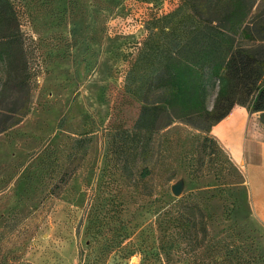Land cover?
I'll return each mask as SVG.
<instances>
[{"label":"rangeland","instance_id":"obj_1","mask_svg":"<svg viewBox=\"0 0 264 264\" xmlns=\"http://www.w3.org/2000/svg\"><path fill=\"white\" fill-rule=\"evenodd\" d=\"M11 1L35 76L30 111L0 133V264H116L117 253L87 246L88 227L103 232L115 195L125 242L136 248L124 264H215L236 248L245 259L253 250L264 256V226L217 139L204 142L201 131L176 120L154 135L146 178L113 170L122 159L118 133L133 126L141 105L121 80L134 46L119 29L134 0ZM113 19L122 20L109 35ZM248 44L264 49V42ZM209 86L211 106L216 86ZM22 95L3 105L19 104ZM84 135L91 138L86 155H71ZM179 180L183 192L174 196ZM195 205L205 223L183 235L178 218Z\"/></svg>","mask_w":264,"mask_h":264},{"label":"trees","instance_id":"obj_2","mask_svg":"<svg viewBox=\"0 0 264 264\" xmlns=\"http://www.w3.org/2000/svg\"><path fill=\"white\" fill-rule=\"evenodd\" d=\"M134 2L137 8L123 22L127 25L128 19H135L142 28L137 34L127 32L134 47L121 80L125 93L141 105L133 126L118 133L124 141L118 153L122 159L112 165L113 170L124 178L135 173L138 179L146 178L154 135L176 120L201 131L204 142L217 144L216 138L209 135L211 127L235 105L244 106L248 113H259L264 124V49L248 44L264 42V0H259L255 11L253 0ZM113 20L115 25L108 26L109 35L122 19ZM22 35L13 2L0 0V133L30 111L35 72L29 65ZM209 85L216 86L211 106L207 99ZM19 92L23 93L21 102L15 100L6 108L3 104L9 102L8 96ZM90 141L86 135L75 139V154L71 155L85 156ZM112 200L113 211L103 232H96L93 224L88 227L92 239L87 246L93 253H117L115 263L124 264L136 248L133 242H125L127 233L119 215L122 203L116 195ZM181 202L179 198L177 203ZM187 212L190 216L181 214L178 218L186 236L198 223H205V214L198 205ZM230 253L236 254L235 264H261L264 260L256 250L247 253L245 259L236 248L216 259L215 264H233Z\"/></svg>","mask_w":264,"mask_h":264},{"label":"crops","instance_id":"obj_3","mask_svg":"<svg viewBox=\"0 0 264 264\" xmlns=\"http://www.w3.org/2000/svg\"><path fill=\"white\" fill-rule=\"evenodd\" d=\"M259 113L235 105L211 128L241 170L251 215L264 226V124Z\"/></svg>","mask_w":264,"mask_h":264},{"label":"built area","instance_id":"obj_4","mask_svg":"<svg viewBox=\"0 0 264 264\" xmlns=\"http://www.w3.org/2000/svg\"><path fill=\"white\" fill-rule=\"evenodd\" d=\"M127 25L125 27V29H122L121 30L124 32L126 30H128L129 32L128 33H135L137 34V32H139L142 28V23L139 22V21H135V19H128L127 20ZM113 25H115V23H113Z\"/></svg>","mask_w":264,"mask_h":264},{"label":"water","instance_id":"obj_5","mask_svg":"<svg viewBox=\"0 0 264 264\" xmlns=\"http://www.w3.org/2000/svg\"><path fill=\"white\" fill-rule=\"evenodd\" d=\"M182 188H183V183L182 181L179 180L171 185L170 190L174 196H180L181 193L183 192Z\"/></svg>","mask_w":264,"mask_h":264}]
</instances>
